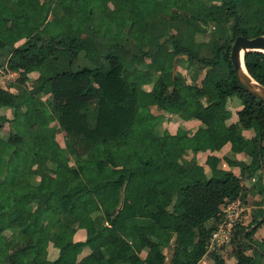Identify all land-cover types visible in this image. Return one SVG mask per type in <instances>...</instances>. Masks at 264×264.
Masks as SVG:
<instances>
[{
	"label": "trees",
	"instance_id": "obj_1",
	"mask_svg": "<svg viewBox=\"0 0 264 264\" xmlns=\"http://www.w3.org/2000/svg\"><path fill=\"white\" fill-rule=\"evenodd\" d=\"M110 2L112 6L95 8L89 0H0V55L7 57L8 69L25 81L45 64L57 68L51 75L40 72L27 90L14 92L0 85V108L12 109L7 134H1L0 120V264H91L78 258L84 247H105L108 255L101 264H164L163 248L171 243L170 264H196L207 252L218 213L241 194L243 177L214 164V157L206 173L194 157L183 156L188 149H219L241 138L242 127L254 130L244 151L262 169L264 193V101L241 84L229 55L237 35H264V0ZM75 6L84 9L82 17ZM209 24V38L196 42L198 28L206 31ZM202 47L206 54L200 53ZM180 54L192 62L193 77L204 70L200 84L185 83L173 73ZM146 58L160 73L150 89L130 78L135 62ZM243 61L264 86V51L246 50ZM92 82L96 90L90 88ZM41 93L49 95L53 110L44 106L33 115L30 103ZM234 95L241 105L235 111L237 121L227 124L218 112ZM159 101H168L182 117H196L205 126L186 142L180 129L158 133V117L149 105ZM54 121L66 133L68 150L77 152L74 164L56 140ZM130 123L141 148L126 141ZM154 154L174 167L183 162L193 180V198L187 196L190 186L166 181L172 172L156 164ZM47 163L56 183L42 174L40 183L48 189L42 195L28 186L37 173L34 166ZM229 163L238 165L241 175L249 170L244 161ZM88 192L96 202L83 207L80 202ZM179 215L197 224L178 229ZM263 220H254L248 230L240 228L253 254L239 250L232 264H264V246L252 238ZM52 224L56 228L51 231ZM78 227L86 230L82 240L74 239ZM7 229L15 230L17 238H9ZM145 239L158 248L142 256ZM49 242L55 248L51 256ZM209 254L215 264H225L218 254Z\"/></svg>",
	"mask_w": 264,
	"mask_h": 264
},
{
	"label": "crops",
	"instance_id": "obj_2",
	"mask_svg": "<svg viewBox=\"0 0 264 264\" xmlns=\"http://www.w3.org/2000/svg\"><path fill=\"white\" fill-rule=\"evenodd\" d=\"M89 1L91 2V0ZM90 4L92 6V3ZM48 23L47 22L44 23L46 27L48 26ZM22 41L23 39L18 42L21 43ZM18 42L16 44H18ZM6 61H7V57L0 55V63L3 64V65H0V68H4L6 72H11V74L8 73L9 75L16 74L17 71L8 69L6 65ZM202 76H203L202 73H200L198 75L197 81L200 82ZM8 84L10 85V88L13 89V84L10 81L8 82ZM0 85L7 86V85H2L1 83ZM203 98L201 99V101L205 103ZM232 100H233L232 97L228 98L226 102V106L222 108L221 110H219L218 112L219 118H222L227 124L237 121V115L235 111L241 105L240 102L234 105ZM5 108H6L5 110L6 112L8 110L7 109L8 107H5ZM149 109L153 114H155L159 118L160 130L157 129L158 133H162L163 131H169L170 133H176L178 129H180L181 131H183L182 141L184 142L189 141L191 135L198 128L205 126L204 123L196 117H193V116L182 117L180 113L176 111L175 106L169 103L168 101H159L157 103L150 104ZM241 135H242L241 138L235 137L233 141L226 142L221 148L216 149V150H211L208 148V149H200L196 152H193L191 149H188L183 157L184 159H187V160L194 157L197 163L203 166L206 173L210 172V165H209L210 162L209 161L211 157H214L216 160L213 162L214 164H217V166L221 168L232 171L237 176L243 177L241 194L236 196L241 201V209L239 211V215H240L239 220L241 221V225H238V227L239 228L243 227V230L245 229L248 230L249 226L250 227L252 226V223L254 220L264 218V193H262V191L260 190L262 169L258 166L254 167L255 157L247 154L244 151V147L246 146L247 139H250L253 137L254 130L251 128L242 127ZM232 144L237 145L239 148L234 149L232 147ZM263 145H264V142H263ZM229 159L244 161L246 165L248 166V169L252 170V172H249V170L246 171L245 169L243 175H241L242 174L241 168L236 164L229 163ZM185 170L187 173V169ZM188 177L191 179L189 175ZM95 202H96V198L94 194L88 192L86 193L85 197L81 199L80 203L83 207H89ZM180 222L182 224L178 226V223ZM186 222L189 223V225H190V222L192 223L191 225L197 224L195 220L189 217H186V216L179 215L176 218V228L181 229L183 227L189 226L188 224L183 225ZM211 223H212V220H209L207 224L209 225ZM85 231H86L85 228L78 227L77 230L74 232V239H78V240L84 239L85 233H86ZM252 238L260 241V243L264 246V220L260 222L259 225L256 227L254 233L252 234ZM234 241H235V238L232 237L227 242H216L214 246H211V242L209 241L207 252L197 261L196 264H215L213 261L208 263V260L205 259L206 256L211 251L218 254L221 258H223L225 264L234 263L237 259V251H239V249H242L240 245L235 246L234 244L236 243H234ZM211 247L213 249H211ZM157 248L158 246L156 245L154 249L152 248V250H156ZM242 250L247 255L252 256L253 254V250L251 248L245 247ZM100 253H102L104 257L106 258L108 255V250L105 247H99V248H94V249L89 248V247H84L78 254V258L84 257L91 264H96L98 261H96L95 258H97V256L100 255ZM104 260L105 259H101L99 262H102Z\"/></svg>",
	"mask_w": 264,
	"mask_h": 264
},
{
	"label": "rangeland",
	"instance_id": "obj_3",
	"mask_svg": "<svg viewBox=\"0 0 264 264\" xmlns=\"http://www.w3.org/2000/svg\"><path fill=\"white\" fill-rule=\"evenodd\" d=\"M110 1L111 0H91L90 3H92L93 7L99 8V7H102V5L103 6H112V3ZM67 2H68V0H67ZM173 2H177V0H173ZM55 8H56V11L59 14H63L64 13V10H63L62 6H60L59 4H56ZM74 10H75V12H76L78 17H82L84 15V9L83 8H79L78 9L75 6ZM53 18H54V15L52 13H50L49 16H48V20L51 21ZM45 28H46V26H45ZM196 28H198V26H196ZM198 29H199V32L196 35V39H197L196 42L200 41V40H203V39H208L209 38L211 29H212V25L209 24V27H207L206 31H202V29L200 30V28H198ZM18 44H19V42H18ZM214 44H215V42H214V40H212L210 42V49H212L214 47ZM194 48L196 50L197 47L194 46ZM200 53L201 54H206L207 53V49L202 47L200 49ZM149 60H150V58H146V59H144L141 62H138V61L135 62V65L131 69V73H130V78L132 80H134V82H136L140 86L143 85L142 87L145 88V89H150L152 84H153V82H154V80H155V78L160 74L157 70H155L154 68L150 67ZM3 63H4V61H3ZM191 64H192V62L189 61V59L186 57L185 54H180V55H178L176 57V59L174 61L173 73L175 75H177L181 79V81H183L185 83L199 84V81H197V76L193 77V75L191 73L193 71V68H190ZM0 65H3V64L0 63ZM43 68L44 69H42L41 71H36V72L32 73L31 75H29L28 80H25V81L21 78V76L19 75L18 72H16V74L9 75L8 73L11 74V72H6V70L4 68H0V83L2 85H7L8 82L10 81L13 84V89L10 88V85H9L10 83L7 86H3V87H8V88H10V90H12L14 92L17 91L16 88H21L22 90L23 89L27 90L28 86H31V84L34 82L33 81L34 78L36 76H38V74L40 72H42L44 74L51 75V74H54L56 72V69H57L53 64H45L43 66ZM197 72H198V70L196 71V73ZM196 73L194 75H196ZM200 73H202V75H203L204 74V70L200 71ZM90 88L92 90H96L97 89V84L95 82H92V84L90 85ZM232 99H233L232 102H233L234 105L236 103H238V102H241V99L237 95L232 96ZM17 100H18V98L16 96H14L13 97V102H14L13 105L16 104ZM203 100L206 102V98H203ZM30 104H29L30 105V112L33 115L40 114L42 112L44 106H47L50 110H53V105H52V103L49 100V95H46L44 93H41L40 96L33 97ZM24 107L25 106H23V108ZM7 109L8 110L5 112V110H6L5 107L0 108V120L3 122V127L1 128V134H7L9 132V128H10V125L8 123V118L10 119L11 116H12V113H11L12 109L11 108H7ZM54 122H52V123H54ZM54 124L57 126L56 134H55L56 140L60 143L61 146H63V148H66L67 155H68V158H69V163L70 164H74L77 152L71 153V151L68 150V146H66V133H65V131L58 126L57 122H55ZM157 129L160 130L159 118L157 119L156 131H157ZM125 138H126V141L129 144H131V145H133L135 147H139L140 146L139 148L142 147L141 142L135 136V126H134L133 123H130V125L127 127V129L125 131ZM74 146L77 149L79 148V145H74ZM78 151L81 152L80 149ZM153 158H154V162L156 164H161L167 170H170L172 172V174L170 176H168L167 180H166L169 184L177 186V187L186 186V185L190 186L192 191L188 192L187 196L189 198H193L194 197V194H193V188L194 187H193V183H192L193 180L188 177V174L186 173V170H185L186 168L183 165V162L179 166L174 167L172 165L166 164L165 159L160 154H154ZM49 166H50V163H47V165H40V166H36L35 165L34 166V168L37 169V173H35L34 175H31V178L33 180L30 182V184L28 186L30 190H34V192L36 191L38 194H42V195H46L47 194V192H48L47 186L44 185L43 183H40V180L42 178V174L50 175V184H55L56 183V181L54 179L55 178V174L52 171V169H50ZM239 217H240V215H239ZM180 224H182V223L181 222L178 223V226ZM186 224L189 225V223H187V222L184 223L183 225H186ZM191 224L192 223L190 222L189 226H195L196 225V224H193V225H191ZM238 225H241V221L240 220L237 221V223H236V225H235V227L233 229L231 238L233 237V235L235 233V236H234L235 241H234V243H236V244H234V245L235 246L240 245L241 248L244 249L245 248V244H244V242L242 240L243 230H242V233H241L240 232V228L238 227ZM54 228H56V224H52L50 226V230L51 231L54 230ZM4 232L9 238L12 237V236H15L17 238L15 230L7 229ZM210 241H211V239H210ZM145 245H146L145 248H142V251H141V255L142 256L146 253V251L148 249H151V250H152V248L154 249L157 244L155 242H153L151 239H145ZM211 249H213V248L211 247ZM242 249H239V250H242ZM47 251L50 252L49 256L54 254L55 248L53 247L51 242H49V244L47 246ZM163 251L166 254V258H165L164 264H170V260H171V257L173 255V243H171L167 247H164ZM212 257L213 256H210L208 254L205 259L208 260V263H209V262L213 261V259H211ZM101 259H105L104 255L102 253H100V255H98L97 258H95V260L98 261L96 264H101L102 262H104V261L99 262ZM12 264H15V263H12ZM18 264H24V263H18Z\"/></svg>",
	"mask_w": 264,
	"mask_h": 264
},
{
	"label": "water",
	"instance_id": "obj_4",
	"mask_svg": "<svg viewBox=\"0 0 264 264\" xmlns=\"http://www.w3.org/2000/svg\"><path fill=\"white\" fill-rule=\"evenodd\" d=\"M246 50L264 51V35L252 37H247L241 34L237 35L231 44L229 53L238 80L246 90L264 101V86L249 74L244 65V61L242 60ZM242 51L243 54L241 56Z\"/></svg>",
	"mask_w": 264,
	"mask_h": 264
},
{
	"label": "built area",
	"instance_id": "obj_5",
	"mask_svg": "<svg viewBox=\"0 0 264 264\" xmlns=\"http://www.w3.org/2000/svg\"><path fill=\"white\" fill-rule=\"evenodd\" d=\"M241 209V201L234 197L228 200L218 213V222L216 228L212 231L209 241L211 246L216 242H227L230 240L233 229L239 220V211Z\"/></svg>",
	"mask_w": 264,
	"mask_h": 264
},
{
	"label": "bare ground",
	"instance_id": "obj_6",
	"mask_svg": "<svg viewBox=\"0 0 264 264\" xmlns=\"http://www.w3.org/2000/svg\"><path fill=\"white\" fill-rule=\"evenodd\" d=\"M242 54H243V51L241 52V56H242ZM243 60V59H242ZM242 63H243V61H242Z\"/></svg>",
	"mask_w": 264,
	"mask_h": 264
},
{
	"label": "clouds",
	"instance_id": "obj_7",
	"mask_svg": "<svg viewBox=\"0 0 264 264\" xmlns=\"http://www.w3.org/2000/svg\"><path fill=\"white\" fill-rule=\"evenodd\" d=\"M212 233V232H211ZM210 239V238H209Z\"/></svg>",
	"mask_w": 264,
	"mask_h": 264
}]
</instances>
